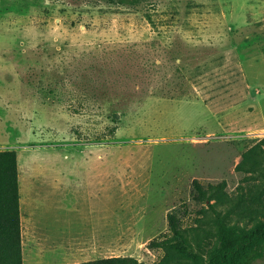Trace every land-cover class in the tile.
I'll return each mask as SVG.
<instances>
[{
  "label": "rangeland",
  "instance_id": "374dc122",
  "mask_svg": "<svg viewBox=\"0 0 264 264\" xmlns=\"http://www.w3.org/2000/svg\"><path fill=\"white\" fill-rule=\"evenodd\" d=\"M263 136L264 0H0L22 264H154L170 212L206 251L227 204L196 201L192 180L235 201L244 185L237 211L254 213L264 197L235 166Z\"/></svg>",
  "mask_w": 264,
  "mask_h": 264
},
{
  "label": "trees",
  "instance_id": "16d2710c",
  "mask_svg": "<svg viewBox=\"0 0 264 264\" xmlns=\"http://www.w3.org/2000/svg\"><path fill=\"white\" fill-rule=\"evenodd\" d=\"M121 4H135L138 0H106ZM235 168L246 173L244 181L254 179L252 197H264V136L243 152ZM224 179L212 183L192 180V196L196 201L207 202L216 211L219 204H227L217 213L216 238L213 245L202 252L195 250L191 235L182 227L175 212L168 214V231L150 241V246L160 247L164 256L154 264H256L264 257V204L237 211L239 197L247 188L238 187V201L225 190ZM236 213L244 216L242 223L231 218ZM0 264H22V237L20 221V195L18 185L17 152L13 148L0 149ZM74 264H144L132 256H109Z\"/></svg>",
  "mask_w": 264,
  "mask_h": 264
},
{
  "label": "crops",
  "instance_id": "0c3cea01",
  "mask_svg": "<svg viewBox=\"0 0 264 264\" xmlns=\"http://www.w3.org/2000/svg\"><path fill=\"white\" fill-rule=\"evenodd\" d=\"M54 251H56V249H49V253H54Z\"/></svg>",
  "mask_w": 264,
  "mask_h": 264
}]
</instances>
